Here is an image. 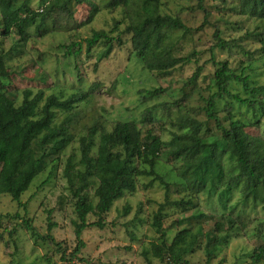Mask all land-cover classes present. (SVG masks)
I'll list each match as a JSON object with an SVG mask.
<instances>
[{"label":"rangeland","instance_id":"rangeland-1","mask_svg":"<svg viewBox=\"0 0 264 264\" xmlns=\"http://www.w3.org/2000/svg\"><path fill=\"white\" fill-rule=\"evenodd\" d=\"M238 2L202 0L209 11L205 22L206 13L198 6L200 0H160L159 13L177 16L191 28L190 32H168L163 52L168 53L171 47L174 56L191 54L192 62L167 74L147 68L135 55L132 33L125 32L132 19L136 22L145 16L142 0H133L130 8L114 9L103 8L101 0H72L67 10L53 11L47 16L43 34L36 25L28 28L26 40H22L16 28L9 35L4 34V19L14 16L16 9L0 8V56H4L8 69L0 90V101L5 106L21 104L26 89L34 93L44 90L45 96L56 94L61 98L75 92H90L71 111L58 110L57 121L68 119L74 140L54 165L50 164L35 178L21 198L24 205L13 201L10 194L0 193V264H168L166 256L160 259L153 255L152 244L163 240L171 244L181 230L197 232L199 227L203 233L186 256L188 263L180 264H264L253 258L257 248L264 245L262 204L246 200L243 185L221 196L225 181L195 192L180 177L177 169L183 161L173 158L170 144L173 130L181 132L185 117L190 124L195 121L202 126L199 135H194L196 138L213 140L221 136V130L204 110L205 98L217 91L210 48H214L217 60L227 61L237 73L247 68L251 82L264 83V58L257 36L262 21L240 13ZM31 8L41 10L44 3L31 0ZM94 30H105L115 39L106 58H100L107 48L104 41L87 51L85 39ZM217 30L227 40L226 48L215 46ZM73 42L79 43L82 50L78 55H67L65 46ZM198 66H202V71L193 82ZM156 87L164 91L157 97L142 99L141 91ZM229 88L249 96L241 83L231 81ZM166 102L171 104L164 106ZM217 102L225 126L230 124L227 109H231L235 120L251 122L246 127L249 134L264 137V114L260 109L249 108L227 96L217 98ZM151 107H155L151 114L158 119L154 122L147 115ZM133 119L144 132L155 130L164 139L156 164L157 175L169 183L170 199L184 203L167 205L156 217L165 202L166 187L158 177L145 189L143 185L152 177L141 176L138 190L127 192L103 215L104 227L93 225L83 231L85 246L75 257L73 251L79 240L74 225L76 199L65 175L68 160L73 161L75 170L81 168V137L90 127L98 125L99 140L101 130L112 131L118 122ZM224 169L226 179L239 173L238 163L230 154L224 157ZM93 180L85 192L96 202L98 181ZM188 200L191 203H186ZM126 205L130 206L128 214L124 210ZM199 213L204 215L197 217ZM96 220L93 213L88 215L89 222ZM218 222H223L222 231L217 229ZM216 238L221 240L214 248Z\"/></svg>","mask_w":264,"mask_h":264},{"label":"trees","instance_id":"trees-1","mask_svg":"<svg viewBox=\"0 0 264 264\" xmlns=\"http://www.w3.org/2000/svg\"><path fill=\"white\" fill-rule=\"evenodd\" d=\"M71 1L42 0L44 8L33 10L31 0H0L1 10L16 9L14 16H6L4 19V34L9 35L12 29L16 28L22 40H26L27 29L34 25L41 34L47 16L53 11L67 10ZM132 1L101 0V5L106 9L130 8ZM142 1L145 16L136 22L132 19L125 29V32L132 33L131 40L135 55L144 62L147 68L156 69L165 74L177 66L190 64L191 54L174 56L170 52L171 47H168L169 52L165 54L162 46L170 30L190 32L191 28L177 16L159 13L160 0ZM198 6L205 11V22H207L209 11L203 6L202 0ZM237 8L240 13L262 21L257 36L261 43V56L264 58V0H239ZM215 37L217 39L215 46L226 48L228 42L221 36L219 30L215 32ZM101 41L107 44L106 50L100 56L102 59L112 52L114 37L105 30H94L91 36L85 39L88 52ZM65 47L67 55H78L82 50L81 45L76 42ZM213 49L210 48L212 53L210 60L215 66L213 80L217 91L205 98L207 104L204 110L207 117L213 119L217 128L221 130V136L213 140L207 137L196 138L194 135H199L202 126L196 125L195 121L190 124V119L185 117V121L181 122V132L173 130L174 136L170 142L173 145L171 154L175 160L183 161L177 170L181 172L182 180L195 192L205 190L209 184L225 181L226 188L221 196H226L232 189L243 185L245 186L244 198L260 202L264 210V176L262 175L264 172V137L249 134L246 127L251 122L235 120L231 109H227L231 119L230 124L225 126L217 109V98L223 99L227 96L249 108L260 109L264 114V83L251 82L247 68L237 73L227 61L217 60ZM201 71L202 66H198L192 76L193 82L197 81ZM7 76L6 60L4 56H0V90L4 87V77ZM231 81L241 83L249 96L233 92L229 88ZM163 91V88L156 87L145 89L140 93L142 99H145L157 97ZM89 95L90 92L80 91L72 93L67 98H61L56 94L45 96L44 90L34 93L32 89H26L24 99L19 105L5 106L0 101L1 194H10L13 201L24 205L21 198L29 190L35 178L50 164L54 165L74 140L68 119L62 122L57 121L58 110L71 111ZM169 104L171 103L166 102L164 106H169ZM173 104L180 106L177 102ZM153 108L155 107L149 108V114H147L152 122L158 120L155 115L151 114ZM189 128L192 130L189 131ZM98 130V125H94L90 127L85 136L81 137V168L75 170V164L69 159L65 169V175L76 199L77 218L74 220V225L79 245L73 251L75 257L85 246L81 238L83 231L93 225L104 227L103 215L109 212L114 202L124 197L127 192L132 193L138 190V178L141 176L152 177L148 183L143 185L145 189L150 188L154 184V179L158 177L166 187L165 202L160 205L156 217L160 216L165 206L184 203L170 199L169 183L157 175L156 164L165 144L161 135L152 129L144 132L134 119L118 122L112 131L101 130L100 138L96 140ZM95 147H97L96 153ZM227 154L236 159L239 170L237 175H231L228 179H226L224 169V157ZM141 164L149 165V168H141ZM93 178L98 181L95 188L96 202H92L85 192L95 182ZM186 203H191V200ZM124 210L128 214L130 206L126 205ZM90 213L97 216L98 220L89 222ZM203 215L204 213L196 214L197 217ZM231 221L233 220L230 219ZM28 227L31 228L30 225ZM223 227V222L217 223L218 231H222ZM202 233V227H199L197 232L189 229L181 230L171 244L164 240L161 243L154 242L152 253L160 259L166 256L168 264L188 263L186 256L194 249ZM220 240L216 238L217 243H214V248ZM253 258L255 262L264 261V245L257 248Z\"/></svg>","mask_w":264,"mask_h":264}]
</instances>
